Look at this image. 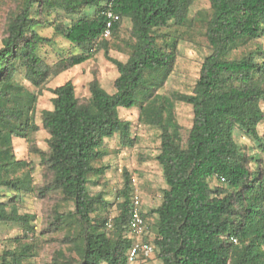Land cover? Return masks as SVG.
<instances>
[{
    "label": "trees",
    "instance_id": "obj_1",
    "mask_svg": "<svg viewBox=\"0 0 264 264\" xmlns=\"http://www.w3.org/2000/svg\"><path fill=\"white\" fill-rule=\"evenodd\" d=\"M14 1L17 8L6 23L0 48V225L20 224L32 231V217L19 215L15 204L25 181L8 173L25 164L14 158L6 143L21 139L31 145L39 130L35 114L43 86L102 51L117 72L113 92L92 80L89 100L80 102L69 80L49 89L52 109L40 113L42 129L48 134L47 152L33 147L30 151L50 175L44 189L57 192L62 203L72 205L63 213L54 210L50 226L63 234L66 249L56 251L51 264H127L133 241L128 220L134 185L124 173L116 214L102 217L103 212L109 214L111 203L103 192L92 194L88 184L100 180L108 169L102 164L108 155L106 140L117 137L121 147L133 146L131 124L120 118L119 111L142 109L168 80L178 39L163 30L170 23L190 27L196 0H113L112 10L120 21L110 39L117 37L123 20L130 24L129 38L122 45L127 51L125 62L109 56L110 39H100L106 22L101 12L109 0ZM206 2L208 9L200 22L209 53L203 57L191 93H171L165 107H155L144 123L158 132L154 160L166 186L159 205L151 210L153 254L160 264H264V168L259 157L247 155L234 138L239 132L264 152L260 136L264 134V0ZM86 9L93 13L86 16ZM52 12L69 19L48 23L54 35L79 53L48 65L37 51L49 40L36 33L38 21L32 15ZM243 43H251L250 48L242 56H233L231 51ZM17 75L36 91L18 82ZM170 101L192 109L185 139L178 123L163 115L166 107L170 114ZM109 220L110 228L106 227ZM0 264H22V255L4 251Z\"/></svg>",
    "mask_w": 264,
    "mask_h": 264
},
{
    "label": "rangeland",
    "instance_id": "obj_2",
    "mask_svg": "<svg viewBox=\"0 0 264 264\" xmlns=\"http://www.w3.org/2000/svg\"><path fill=\"white\" fill-rule=\"evenodd\" d=\"M17 4L14 0H0V48L2 39L6 36V23L14 15ZM208 3L206 0H196L190 10V18H193L190 27L178 28L169 24L163 33L170 37H175L177 41V56L174 63L173 71L156 92V97L150 102H146L142 109L137 107L129 110H120L119 116L122 120L129 121L131 124V137L135 142L131 148L120 146L118 138L106 140L104 148L108 155L102 160L106 165L104 176L95 182L92 180L88 184L89 191L92 194L103 192L105 199L111 203L109 214L102 213V217H110L116 214V204L121 200L117 198V192L122 189L123 176L127 173L130 182L134 185L132 193H136L142 202V211L147 217V224L150 226L155 221V215L151 210L157 207L161 201L162 190L166 188L162 178L160 167L157 165L154 157L158 152V132L155 129L144 126L153 116L155 107L164 104L170 100L173 92L190 94L195 81L198 78L199 69L203 57L209 53V48L204 35V27L201 24L202 17L206 14ZM198 14L195 15V13ZM199 11L203 13H199ZM93 9H86L84 14L91 15ZM59 15V16H58ZM32 17L38 21L35 26L36 33L49 42L40 44L37 54L45 61L46 64L52 65L59 59L65 58L71 54H78L79 50L73 48L68 42L59 36L54 35L52 26L59 19L64 22L69 19L63 18L61 14L52 12L50 16L44 13L40 15L33 14ZM75 19V18H73ZM130 24L127 20L121 22V28L117 37L108 40V54L110 57L125 62L127 51L122 46L124 41L129 38ZM251 43L239 44L238 47L231 51L233 56H242L250 48ZM117 77L115 67L107 62L103 57L102 51L94 57L76 66L57 77L50 78L42 88L36 104L35 122L39 130L33 134L31 145L21 139H13L11 143H6L10 152L16 160H22L25 165L14 166L9 170V176L12 178H21L25 181L21 188L18 199L15 204L18 208L19 215H29L32 217L30 228L32 231H26L20 224H2L0 225V255L4 251H12L22 255V264H51L54 254L58 250L65 252L63 244V234L60 231H54L50 223L53 221L54 210L60 213L72 210L70 203H62L60 195L57 192L46 191L44 187L50 179L49 173L41 165L38 156L30 151V147L47 152L48 134L42 129L40 122V113L44 110H51L52 95L49 89L63 84L65 81H71L75 88V95L80 102L89 100L88 84L96 80L99 85L108 93L113 92V81ZM16 80L25 86L28 90H36L24 81L21 76L17 75ZM171 111L167 114L168 107L163 110V115H169L174 119L181 128L182 138L185 139L187 132L191 127L192 109L189 105L170 101ZM264 110V102L261 103ZM264 130V122L261 125ZM260 129L259 133L263 130ZM261 134L260 136H262ZM235 141L241 145L245 153L249 156H258L260 165L264 168V152L257 144L247 137L236 132ZM253 166V162L249 167ZM134 180V183L133 181ZM30 188L32 189L30 191ZM134 191V192H133ZM153 234L149 231L146 239L152 242ZM134 264H160L155 254L147 260L137 261Z\"/></svg>",
    "mask_w": 264,
    "mask_h": 264
},
{
    "label": "built area",
    "instance_id": "obj_3",
    "mask_svg": "<svg viewBox=\"0 0 264 264\" xmlns=\"http://www.w3.org/2000/svg\"><path fill=\"white\" fill-rule=\"evenodd\" d=\"M112 3L113 0H109L106 3V9L101 12L106 20L104 30L100 35V39L103 40L110 39L114 25L120 21V17L112 10ZM262 137L264 143V134ZM214 180H217V177ZM132 181L134 183V180ZM220 181L223 182L224 179L220 178ZM131 201L128 229L133 241L127 252V264H134L139 259H147L154 253L152 242L145 239L141 240L144 236H147L150 228L143 217L142 202L135 192ZM106 227H111L110 220L107 221ZM232 242L236 243V240L232 239Z\"/></svg>",
    "mask_w": 264,
    "mask_h": 264
},
{
    "label": "crops",
    "instance_id": "obj_4",
    "mask_svg": "<svg viewBox=\"0 0 264 264\" xmlns=\"http://www.w3.org/2000/svg\"><path fill=\"white\" fill-rule=\"evenodd\" d=\"M261 127H262V126H261ZM261 127L258 128V131H260ZM143 213H144V212H143ZM146 219H147V217H145V220H146ZM146 222H147V220H146Z\"/></svg>",
    "mask_w": 264,
    "mask_h": 264
}]
</instances>
